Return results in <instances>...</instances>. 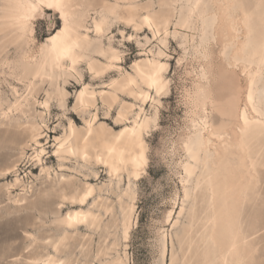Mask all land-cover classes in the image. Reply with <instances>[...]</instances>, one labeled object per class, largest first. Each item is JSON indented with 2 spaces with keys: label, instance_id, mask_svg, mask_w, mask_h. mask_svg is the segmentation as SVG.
Listing matches in <instances>:
<instances>
[{
  "label": "bare ground",
  "instance_id": "1",
  "mask_svg": "<svg viewBox=\"0 0 264 264\" xmlns=\"http://www.w3.org/2000/svg\"><path fill=\"white\" fill-rule=\"evenodd\" d=\"M234 3H237L236 0H226L227 14ZM49 4L54 6L49 7ZM206 4L208 7L213 5L211 0ZM240 5L245 15V26L248 32H251L248 25L250 13L243 8V4ZM43 6L59 14L62 25L56 26V21L52 19L53 32L41 44L38 54L22 51L11 58L8 44L13 43L16 49L22 47L28 31L31 30L32 18ZM144 8L145 6L134 0H2L0 4V84L6 82L14 96V99H11L0 89V132L5 134V141L0 144V152L10 148L20 153V159L6 168L2 175L15 172L14 181L7 185L9 199L17 206L28 208L31 204L28 193L33 186H29L25 178L20 177L17 166L21 158L27 156V149L31 147L34 150L32 160L40 167L36 177H40L45 183L38 193V199L48 200L52 196L59 199L56 206L59 214L53 222L64 227L60 233L42 239L43 245L51 247L54 252L47 250L40 257L30 259V262L70 264L71 258L62 256L65 241L75 238L78 234L87 235L81 233L83 227L93 232L100 231L104 215L114 212V206L108 203V197L98 193V190L103 189L102 185L90 182L87 173H83L85 179L79 184L76 175L59 173L48 162L53 156L60 161V167L73 160L83 168L101 165L106 168L111 180H121L123 175L127 174L128 185L119 195V200L123 211V235L125 237L127 234L126 239L129 237L131 216L135 209L133 179L138 178L147 169L146 134L157 118V114H144L143 105L149 101L160 103L159 97L169 90V80L166 76L169 63L162 58L164 51L160 49L158 56L154 53L153 56L142 53L141 55L146 56L136 59L132 64V71H129L121 65L120 50L111 44L105 47L102 37L118 19L132 24L136 29L148 26L155 36L160 35L163 42L167 41L171 33L174 36L180 34L178 27L194 26L192 10L188 14L178 16L174 23L175 29L171 32L170 13L143 10ZM93 13L96 15L93 16ZM232 15L233 13H230L231 17ZM213 23L204 21L200 28L198 48L201 47L204 52L208 51L209 28ZM91 32L95 33V38L90 35ZM194 39L195 36L192 37V40ZM248 40L244 39L243 43L237 46L233 60L228 62V66L232 68L241 66L242 73L248 77L249 83L244 99L246 104L240 107L235 119L237 126L234 139L227 142L220 166L214 161H205L202 156L203 130L208 127L206 121L199 123L197 133L191 136L186 145L189 156L195 160L185 165L187 174L192 176L201 164L207 170L204 175L207 176L208 197L199 215L203 226L206 227L202 234L206 247L201 252L194 250L192 257H197V264H252L256 252L251 240L245 235L242 213L246 202L255 200L257 195H260L257 192L260 181L259 167L264 163L255 158L259 151L255 146L261 147L264 141V49L260 46L253 51L247 50ZM189 41L187 39V42ZM66 46L72 48L70 57L64 53ZM262 46L264 47V44ZM95 53L104 56L106 61L94 57ZM83 63L88 65L94 77L111 71H118L119 75L110 79L108 89L98 90L84 81V74L80 70ZM1 74H5L4 79ZM70 76L82 85L73 109L83 115L88 114L89 117H83L84 126H79L75 117L69 118V125L63 134L54 135V150L53 154L49 155L46 144L50 141L44 143L49 134L46 117L51 112L55 95L59 105L63 108L66 106L69 92L65 84ZM8 77L16 82H10ZM47 86L49 88H46ZM41 90L46 92L43 99L39 96ZM249 91L251 101L248 99ZM121 95L139 100L142 104L137 107L135 102L124 100ZM99 100L107 107L108 113L119 105L116 121L123 125L118 130L100 121ZM37 103L44 110L38 111L35 106ZM248 107L253 109V113L249 112ZM37 115L41 121L36 120ZM130 115L133 116L132 120ZM233 153H237L238 158L234 157ZM32 170L30 172L33 173ZM92 172L98 176V171ZM13 189H19L20 192L12 194ZM52 205V202H47L42 206L50 208ZM64 208L67 212L61 216ZM182 211L181 209L180 213ZM27 234L36 241L34 233ZM187 250L183 249L184 256ZM109 264H127V261L119 255Z\"/></svg>",
  "mask_w": 264,
  "mask_h": 264
},
{
  "label": "rangeland",
  "instance_id": "2",
  "mask_svg": "<svg viewBox=\"0 0 264 264\" xmlns=\"http://www.w3.org/2000/svg\"><path fill=\"white\" fill-rule=\"evenodd\" d=\"M134 1L145 6L143 10L170 13L171 32L175 29L174 23L178 16L188 14L190 10L193 12L194 26L178 27L180 34L174 36L171 33L167 41L163 42L160 35L155 36L148 26L136 29L132 24L118 19L102 37L105 47L111 44L120 50L121 65L129 71H132V64L136 59L146 56L141 55L142 53L150 56L154 53L158 56L160 49L164 51L162 58L169 63L166 72L169 90L159 97L160 103L149 101L143 105L144 114H157V118L146 134L147 169L138 178L133 179L135 209L127 239L123 235V211L119 200V195L128 185L127 174H124L121 180H111L106 168L101 165L83 168L73 160L60 167L56 156L48 161L59 173L76 175L78 184L85 179L83 173H87L90 182L103 186L98 193L108 197V203L114 206V212L104 215L100 231L93 232L83 227L80 231L87 235L78 234L75 238L65 241L62 256L70 257V264H109L119 255L126 259L127 264H197V257H192L194 250L201 252L206 247L202 238L206 227L203 226L199 215L208 197L207 176L204 175L207 170L201 164L192 176L187 174L185 165L195 160L189 156L186 145L191 136L197 133L199 123L206 121L208 127L203 130L202 156L205 161L211 160L220 166L227 142L234 139L237 126L235 119L240 107L246 104L244 99L249 83L248 77L242 73L241 66L232 68L228 66V62L233 60L237 46L241 45L244 39H249L247 50L253 51L260 46L264 49V0H236L237 3L231 6L230 11L233 17L230 13L227 14L226 0H211L213 5L209 7L206 6L209 0ZM240 4L250 13L248 25L251 32H248L245 26V15ZM92 15L95 16L96 13ZM52 19L56 21V26L62 25L59 14L54 10H48L46 6L38 10L32 18L31 30L28 31L22 47L16 49L13 43L8 44L10 57L14 58L22 51L38 54L41 44L53 32ZM204 21L214 22L209 28L210 39L206 52L201 47L198 48L200 28ZM90 35L96 37L94 32ZM194 36L195 39L192 40ZM187 39L190 41L187 42ZM94 57L106 61V58L98 53H95ZM80 70L84 74V81L98 90L108 89L110 79L119 75L118 71H111L94 77L86 63L80 66ZM262 72L264 78V67ZM1 76L5 78V74ZM8 80L16 82L11 77H8ZM68 80L65 84L69 92L66 106L61 107L55 95L51 112L46 117L49 134L44 143L50 141L46 144L49 155L53 154L54 135L63 134L69 125V118L75 117L78 125L84 126L83 117H89L88 114L83 115L73 109L82 85L74 77L70 76ZM0 89L9 98L14 99L6 82L0 84ZM39 96L40 99L45 98L46 92L41 90ZM121 96L124 100L135 102L137 107L142 104L127 95ZM35 106L38 111L44 110L38 103ZM118 110L119 105H116L108 113L101 100L98 102L100 121L115 130L123 125L116 121ZM248 110L253 113L251 107H248ZM130 116L132 120L133 116ZM36 120L41 121L39 115ZM4 141L5 134L0 132V144ZM262 143L261 147L255 146L259 149L255 158L260 163H264V141ZM33 155L34 150L29 147L27 156L21 158L17 166L20 177H24L27 184L33 186L28 193L31 204L28 208H22L11 202L7 191V185L15 179V172L2 175L6 168L20 159V153L10 148L0 152V264H35L29 260L40 257L47 250L54 252L51 247L43 245L42 239L60 233L64 228L63 225L53 222L59 214L56 210L59 199L55 196L48 200L38 199V193L45 183L40 177H36L40 167L32 160ZM233 155L238 158L237 153ZM92 170L98 171V176H95ZM259 172L257 192L260 195H257L255 200L247 201L242 213L245 235L256 249L252 264H264V165L259 167ZM12 191V194L20 192L19 189ZM47 202H52V207L42 206ZM66 212L67 209L64 208L61 216ZM27 232L36 235L35 242ZM89 233L91 236H88ZM183 249H188L186 256Z\"/></svg>",
  "mask_w": 264,
  "mask_h": 264
},
{
  "label": "snow or ice",
  "instance_id": "3",
  "mask_svg": "<svg viewBox=\"0 0 264 264\" xmlns=\"http://www.w3.org/2000/svg\"><path fill=\"white\" fill-rule=\"evenodd\" d=\"M53 6H54V5L49 4V7H53ZM71 52H72V48H71L70 46H66V47L64 48V53H65V55H68V56L70 57ZM153 84H155V81H153ZM248 99H249V101L252 100V96H251V92H250V91H249V94H248ZM69 219H71V218H69ZM125 237H127V234H125Z\"/></svg>",
  "mask_w": 264,
  "mask_h": 264
}]
</instances>
